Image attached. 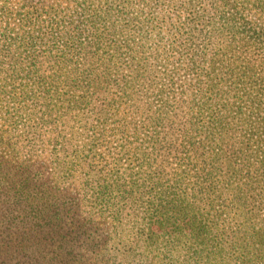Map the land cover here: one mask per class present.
Masks as SVG:
<instances>
[{
  "label": "trees",
  "instance_id": "obj_1",
  "mask_svg": "<svg viewBox=\"0 0 264 264\" xmlns=\"http://www.w3.org/2000/svg\"><path fill=\"white\" fill-rule=\"evenodd\" d=\"M162 259L264 264V0H0V264Z\"/></svg>",
  "mask_w": 264,
  "mask_h": 264
},
{
  "label": "rangeland",
  "instance_id": "obj_2",
  "mask_svg": "<svg viewBox=\"0 0 264 264\" xmlns=\"http://www.w3.org/2000/svg\"><path fill=\"white\" fill-rule=\"evenodd\" d=\"M167 263H169V262H167ZM152 264H166V262L162 259V263H160V260H157L155 263L152 262Z\"/></svg>",
  "mask_w": 264,
  "mask_h": 264
}]
</instances>
